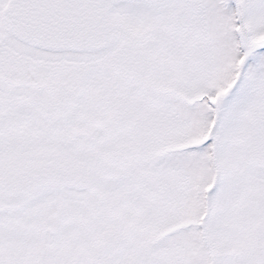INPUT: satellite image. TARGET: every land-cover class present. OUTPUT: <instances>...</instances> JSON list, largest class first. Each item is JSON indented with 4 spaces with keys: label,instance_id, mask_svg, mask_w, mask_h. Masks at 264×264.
<instances>
[{
    "label": "snow or ice",
    "instance_id": "1",
    "mask_svg": "<svg viewBox=\"0 0 264 264\" xmlns=\"http://www.w3.org/2000/svg\"><path fill=\"white\" fill-rule=\"evenodd\" d=\"M0 264H264V0H0Z\"/></svg>",
    "mask_w": 264,
    "mask_h": 264
}]
</instances>
